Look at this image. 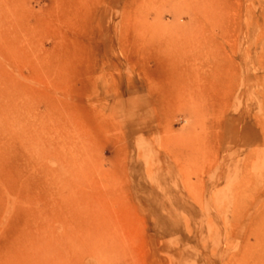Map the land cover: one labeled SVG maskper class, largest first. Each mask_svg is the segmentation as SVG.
I'll use <instances>...</instances> for the list:
<instances>
[{"label": "rangeland", "instance_id": "obj_1", "mask_svg": "<svg viewBox=\"0 0 264 264\" xmlns=\"http://www.w3.org/2000/svg\"><path fill=\"white\" fill-rule=\"evenodd\" d=\"M88 3L0 0V264H264V0Z\"/></svg>", "mask_w": 264, "mask_h": 264}, {"label": "bare ground", "instance_id": "obj_2", "mask_svg": "<svg viewBox=\"0 0 264 264\" xmlns=\"http://www.w3.org/2000/svg\"><path fill=\"white\" fill-rule=\"evenodd\" d=\"M50 1V14H54V19L58 18V14L64 12L66 9H71L72 11L82 13H86L90 10V5L88 0H49ZM203 1V0H201ZM202 2H196V4L190 6V11L188 14L190 15V21L194 22L195 25L198 26L200 30L206 29L203 21H207L209 18V9L205 7V3L203 7L200 6ZM57 14V15H56ZM212 17V16H210ZM117 46L121 51H125L126 53L132 51L131 47H139L136 49L135 54L138 57V67L140 72L142 71L144 74H150V71L153 75L165 74L168 79H174L178 76L185 75L184 71L180 68L179 58H176V55L173 53V50L164 49L163 51L159 48H154L153 45L150 47L147 45L143 39L141 40H126L124 41L119 38L117 39ZM173 53V54H172ZM134 55V53H133ZM153 64V70H146V66L149 64Z\"/></svg>", "mask_w": 264, "mask_h": 264}]
</instances>
